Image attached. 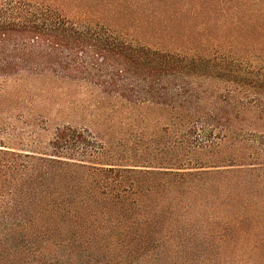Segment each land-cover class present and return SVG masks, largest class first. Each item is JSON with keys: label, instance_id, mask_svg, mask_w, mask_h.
Returning a JSON list of instances; mask_svg holds the SVG:
<instances>
[{"label": "trees", "instance_id": "1", "mask_svg": "<svg viewBox=\"0 0 264 264\" xmlns=\"http://www.w3.org/2000/svg\"><path fill=\"white\" fill-rule=\"evenodd\" d=\"M55 105L81 126L18 147ZM263 193L264 0H0V264H146L229 214L257 264Z\"/></svg>", "mask_w": 264, "mask_h": 264}, {"label": "rangeland", "instance_id": "2", "mask_svg": "<svg viewBox=\"0 0 264 264\" xmlns=\"http://www.w3.org/2000/svg\"><path fill=\"white\" fill-rule=\"evenodd\" d=\"M45 117V123L38 122L32 125L31 129L34 134L32 137L34 139H28L29 137H27L26 141L18 145V147L30 151H44L57 125L70 123L72 125L81 126L82 124L81 119H79V113L68 112L64 106L55 105L48 110ZM231 216L232 214L224 216L219 224L222 228L214 229L213 233L208 232L207 236L196 241L191 249H167L158 252L154 258L146 264H251V262H247V260H252L253 263V254L251 252H242L249 250L250 246L247 242L235 244L231 241V238H226L230 241L218 238L219 233L224 232L229 237L233 236V230L226 229L223 225L227 224L226 221L229 222L231 220ZM254 217L257 218L261 226H264V193L261 202H259L256 207ZM244 226L246 228L245 232H242L244 236H248L247 233L249 232H256L261 229L260 227L250 228L247 222L244 223ZM201 239L204 240V243H201ZM257 264H264V259L257 262Z\"/></svg>", "mask_w": 264, "mask_h": 264}]
</instances>
